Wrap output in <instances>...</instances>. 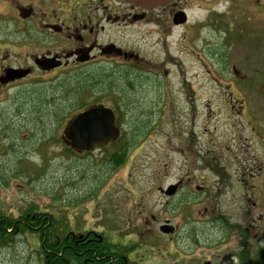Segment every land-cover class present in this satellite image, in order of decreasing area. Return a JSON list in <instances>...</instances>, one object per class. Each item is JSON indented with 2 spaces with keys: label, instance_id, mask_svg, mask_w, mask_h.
I'll use <instances>...</instances> for the list:
<instances>
[{
  "label": "rangeland",
  "instance_id": "1",
  "mask_svg": "<svg viewBox=\"0 0 264 264\" xmlns=\"http://www.w3.org/2000/svg\"><path fill=\"white\" fill-rule=\"evenodd\" d=\"M185 1L187 23L156 53L169 57L167 73L127 75L131 89L117 75L113 102L93 87L76 96L72 84L63 101L49 75L41 104H13L17 89L0 97L1 214L32 209L61 226L67 219L78 234L126 243V256L140 264H235L230 255H253L264 238V0ZM137 96L151 102L144 110L166 103L162 116L134 120L127 111L116 121L117 143L66 149L62 130L78 111L102 101L123 116L135 111ZM33 113L39 120L27 118ZM118 150L123 161L114 167L109 157ZM244 162L252 177L243 185L231 164ZM178 182L174 195L158 191ZM151 216L175 226L174 237L156 236ZM221 217L237 228L226 232ZM40 245L37 234L13 235L0 247V264H43Z\"/></svg>",
  "mask_w": 264,
  "mask_h": 264
},
{
  "label": "flooded vegetation",
  "instance_id": "2",
  "mask_svg": "<svg viewBox=\"0 0 264 264\" xmlns=\"http://www.w3.org/2000/svg\"><path fill=\"white\" fill-rule=\"evenodd\" d=\"M186 4L185 0L159 3L154 0H0V97L17 89L8 96L13 104L23 107L31 100L41 104V81L49 75L54 77L50 84L103 89L101 92L106 91L113 102L117 75L131 89L136 83L127 82V75L167 73L169 57L165 55L159 61L156 53L166 51L167 45L172 47L173 29L187 23ZM33 90H39L38 97H33ZM136 98L139 102L135 111L124 110L123 116L110 106L115 119L126 117L128 111L134 120H150L162 116L160 110L167 106L157 100L150 110H144L139 106H149L151 102H146L143 96ZM94 104L106 106L102 101ZM33 114L27 118L39 120ZM231 165L242 170L237 174L238 184L244 185L252 177L244 175L250 163ZM151 219L157 225L156 235L161 224L170 223L167 220L159 223L154 216ZM221 220L226 232L232 233L237 228L222 217ZM59 230L66 241L71 236V244H76L79 230L75 225L66 221ZM174 234L168 237L172 239ZM245 254L239 252L229 259L233 262L237 258L235 264H264V238L253 255ZM118 260L121 264H140L132 258Z\"/></svg>",
  "mask_w": 264,
  "mask_h": 264
},
{
  "label": "trees",
  "instance_id": "3",
  "mask_svg": "<svg viewBox=\"0 0 264 264\" xmlns=\"http://www.w3.org/2000/svg\"><path fill=\"white\" fill-rule=\"evenodd\" d=\"M64 89L66 88L60 89L62 90L61 99L68 101ZM75 92L76 96H79L84 92V88H76ZM109 161L114 167L120 165L123 161L120 150L111 155ZM58 222L50 215L32 209L22 212L16 218L0 213V247L5 246L9 237L28 232L39 236L43 264H75V262L77 264H121L118 259L127 258L118 246L108 243L105 238L93 231L77 236L76 244L73 246L70 242L71 236L66 241L64 233L59 230L61 224ZM124 252H129V249L125 248Z\"/></svg>",
  "mask_w": 264,
  "mask_h": 264
},
{
  "label": "water",
  "instance_id": "4",
  "mask_svg": "<svg viewBox=\"0 0 264 264\" xmlns=\"http://www.w3.org/2000/svg\"><path fill=\"white\" fill-rule=\"evenodd\" d=\"M161 1L154 0L156 3ZM118 133L111 110L95 106L80 112L68 123L63 132V141L78 152L91 151L114 141ZM174 189V186L169 188L167 194L173 193ZM160 231L171 233L173 227L164 224Z\"/></svg>",
  "mask_w": 264,
  "mask_h": 264
}]
</instances>
